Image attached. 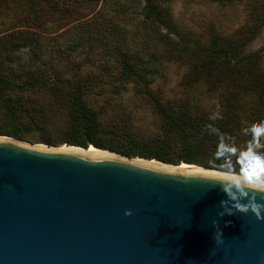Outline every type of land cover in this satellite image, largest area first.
Returning <instances> with one entry per match:
<instances>
[{
    "label": "trees",
    "instance_id": "trees-1",
    "mask_svg": "<svg viewBox=\"0 0 264 264\" xmlns=\"http://www.w3.org/2000/svg\"><path fill=\"white\" fill-rule=\"evenodd\" d=\"M208 1L256 3L262 14L201 42L180 33L169 0H0V134L212 168L218 138L208 124L242 144L241 129L264 120L263 57L247 50L264 27V0ZM167 64L185 68L192 96L154 90ZM199 87L216 107L194 99ZM129 91L153 110L156 130L113 109ZM216 112L222 119H210Z\"/></svg>",
    "mask_w": 264,
    "mask_h": 264
},
{
    "label": "water",
    "instance_id": "water-1",
    "mask_svg": "<svg viewBox=\"0 0 264 264\" xmlns=\"http://www.w3.org/2000/svg\"><path fill=\"white\" fill-rule=\"evenodd\" d=\"M196 167L0 134V264H264V220Z\"/></svg>",
    "mask_w": 264,
    "mask_h": 264
},
{
    "label": "rangeland",
    "instance_id": "rangeland-1",
    "mask_svg": "<svg viewBox=\"0 0 264 264\" xmlns=\"http://www.w3.org/2000/svg\"><path fill=\"white\" fill-rule=\"evenodd\" d=\"M167 7L171 9L173 20L180 33L201 42L206 41L214 33H231L242 25L254 21L255 15L262 14L258 10V5L251 2L218 4L208 0H169ZM247 50L258 51L262 55L264 68V27ZM74 59L77 62L81 61L82 57L76 56ZM61 67L66 66L63 64ZM184 72L185 68L180 65L167 64L160 70V74L154 77L151 86L168 98L184 99L187 95L192 96L194 89H188L183 85ZM199 88L200 91H196L194 99L202 105L216 107L217 100L202 95L203 88ZM117 100L118 103L113 109L129 116L137 128L149 132L158 128V118L143 99L129 91Z\"/></svg>",
    "mask_w": 264,
    "mask_h": 264
},
{
    "label": "clouds",
    "instance_id": "clouds-1",
    "mask_svg": "<svg viewBox=\"0 0 264 264\" xmlns=\"http://www.w3.org/2000/svg\"><path fill=\"white\" fill-rule=\"evenodd\" d=\"M210 119L218 120L222 116L216 112ZM207 130L218 138L211 162L213 171L196 167L181 175L215 181L224 196L220 201L224 218L251 212L257 219L264 220V203L258 202V195L264 197V120L241 129L247 139L242 144L213 124H208ZM213 226L217 227L215 222ZM214 238L217 244L223 245L222 232H217Z\"/></svg>",
    "mask_w": 264,
    "mask_h": 264
}]
</instances>
